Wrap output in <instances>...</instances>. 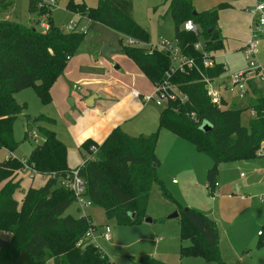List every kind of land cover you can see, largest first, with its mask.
Masks as SVG:
<instances>
[{
	"label": "trees",
	"instance_id": "trees-1",
	"mask_svg": "<svg viewBox=\"0 0 264 264\" xmlns=\"http://www.w3.org/2000/svg\"><path fill=\"white\" fill-rule=\"evenodd\" d=\"M2 1L0 14L6 8ZM40 2L31 0L29 10L45 15L50 26L46 33L0 17V149L10 152L18 148L13 127L26 107L17 103L15 95L33 89L44 105L51 103V89L65 73L69 61L91 42L89 32L76 29L60 32L52 22L51 8L48 10L43 5L39 8ZM229 7L223 3L194 14L193 0H170L175 41L182 54L194 61L192 69L172 72L170 53L121 41V52L134 61L152 84L168 80L187 98L186 101L179 98L163 107L159 126L191 141L198 151L213 160V167L207 172L210 185L215 184L220 164L252 160L259 157L261 148L264 150L262 88L252 82V96L245 105L219 108L208 96L207 81L218 79L225 72V66L217 63L214 67H205L203 56L194 47L202 41L205 50L213 56L225 50L219 14ZM68 8L79 16L76 27L86 19L90 22L88 31L100 24L122 38L150 43L146 30L134 20L131 0H104L96 8L70 0ZM188 20L198 25L199 36L182 30ZM42 119L38 117L36 121ZM205 124L212 125V129L203 131L201 128ZM42 131L45 141L32 151L27 164L47 181L41 188H29L21 204L15 195L22 184L19 175L23 161L10 157L0 163V239L10 236V245L0 247V264H112L101 249L85 239L88 231L96 227L93 222L66 215L76 198L62 183L73 170L67 164V149L56 133ZM29 136L30 128L26 131V137ZM158 139L159 131L131 137L117 128L98 146L95 154L91 148L97 144L86 141L83 148L89 152V157L80 167L85 196L92 207L104 211L108 220L118 225L137 224L145 221L150 193L157 185L163 198L178 209L181 240L191 243L182 247V257L200 256L226 264L220 253L214 221L198 210L182 207L160 180L157 173L160 161L156 154ZM261 231L258 247L264 249V225ZM79 242L82 243L77 246ZM142 260L146 264H166L153 258Z\"/></svg>",
	"mask_w": 264,
	"mask_h": 264
},
{
	"label": "rangeland",
	"instance_id": "rangeland-1",
	"mask_svg": "<svg viewBox=\"0 0 264 264\" xmlns=\"http://www.w3.org/2000/svg\"><path fill=\"white\" fill-rule=\"evenodd\" d=\"M7 1L10 4L5 0L2 1L3 5L4 2L6 3V8H3L4 11L1 12L0 17L6 18L9 15L10 20L27 27H36L39 30L37 23L45 15H42L43 13H33L29 10L31 0ZM36 1H41L38 3L39 8L43 5V8L49 10L50 7L46 4L47 0ZM101 1L104 0H76L77 3H84L89 8L98 7ZM131 1L134 5V20L141 28L146 30L150 42L148 45L139 42V46L137 47L148 48L151 45L156 46L160 38L168 44L175 45V24L169 10L170 0ZM241 1H243L242 9L249 12L253 5V2L250 0H193L196 12H204L223 3L230 6L221 10L219 14V26L223 29L226 49L225 51H221L220 55L223 54L222 56L216 57L218 63L223 64L226 68V71L216 79V85L222 86L223 97L229 106L233 104H235L234 106H238L242 100L238 88L231 86V77L234 74L249 70L243 52L238 49L233 50L231 49L233 47L228 45V42L241 40L246 35L243 19L236 16L237 11L235 10L237 9L235 6L241 5V3L237 4V2ZM69 3L70 0H58L57 4L51 7L50 16L52 22L62 33H67L68 29L79 20L76 12L68 8ZM88 26L90 27V22L83 19L77 31L81 32L83 27L86 28ZM93 28L95 29L93 30ZM93 28L90 32L94 36L92 45L96 49L106 45L114 50L121 51V41L126 44L125 38L119 39V37H116L117 40L113 39L115 35L114 31L103 25L95 24ZM236 30L243 32V34L239 35ZM91 33L88 35L90 36ZM88 45L91 47V42L85 44L82 50H86ZM113 59L116 60L112 62L134 63L122 52L113 56ZM259 61L262 68H264V43L260 48ZM145 82L147 83L146 80ZM257 83L261 87L260 80H257ZM147 84L149 85L150 83ZM223 86L227 87V91H224ZM15 99L20 105L26 106L23 113L18 116L13 127V134L18 143V148L13 152L0 149V163L10 157L23 162L28 161L32 151L38 145L44 143L45 136L42 130L46 129L54 130L58 138L65 144L68 167L73 170L79 169L84 164V160L89 157V152L83 148V142L79 143L75 139L74 132L70 130L71 125L60 115L59 106L54 104L53 101L44 105L33 89H26L16 94ZM149 108L153 116L155 113L158 115L161 109L153 102ZM38 117H43V119L37 122L36 118ZM28 128H30V136L26 137ZM156 131H159L156 152L160 160L157 173L160 180L164 183L166 190L177 201L182 199L185 204L188 203L189 206L184 208H217V216H212L210 219L214 221L218 229L219 249L226 264H248L246 262L250 261L249 259H246L245 263L242 262L247 256H252L253 261L256 263L260 260V264H262L264 249L258 247L259 237L256 238V232L254 234L251 230L247 229L250 222L251 206L241 202L240 198L235 195L231 200L225 197L222 200V209H220L219 204L210 199V190L205 186L207 171L213 167V160L205 153L198 151L191 141L177 136L166 128H160L159 123L154 132ZM34 134H36V138L33 136ZM261 150L262 148L258 152ZM241 162L245 161H237L235 163ZM248 168L246 167L242 171L249 174ZM20 178H22L21 188L15 195L16 200L20 204L29 188H41L47 181V178L43 175L37 174L34 179H31L28 173L24 174L23 172L19 175ZM171 190L176 191L177 195H173ZM262 191L261 189L258 190V195H262ZM261 198L263 197L257 196L255 200L261 203ZM173 206L174 204L163 198L159 187L155 185L151 190L149 203L145 211L146 218L155 219L156 223L154 224L140 222L137 224L118 225L114 220H108L101 208L93 207L91 212L97 226L95 245L107 255L112 264H146L142 259L147 258H153L166 264H218L215 261L206 260L200 256L182 257L181 250L183 245L188 246L191 243L190 241L183 242L181 240L180 220L175 219L169 222L166 220L163 222L158 221L161 219L160 217L166 219L173 215L175 211L166 212L167 208H172ZM78 209L79 206L75 202L67 210L66 215L79 218ZM105 225H109L112 229V242H107L101 237L102 227ZM9 238L10 236L7 238L1 236V239L8 242ZM81 243L79 242L77 246H80Z\"/></svg>",
	"mask_w": 264,
	"mask_h": 264
},
{
	"label": "crops",
	"instance_id": "crops-1",
	"mask_svg": "<svg viewBox=\"0 0 264 264\" xmlns=\"http://www.w3.org/2000/svg\"><path fill=\"white\" fill-rule=\"evenodd\" d=\"M240 3L241 5L235 6L237 8L235 9L237 11L236 16L243 19L246 35L241 40L228 42V45L233 47L231 48L233 50L238 49L243 52V47L250 36L251 15L249 13L250 11L246 12L242 9L243 1L237 2V4ZM6 18H10V16L8 15ZM89 28L90 27L88 26L84 29L91 33L88 31ZM94 29L95 28H93V30ZM219 29L221 31V36L224 38L223 29L220 26ZM236 31L239 35L243 34V32ZM116 37H119V39L122 38L118 33H115L113 39H116ZM90 38L91 47L93 48L89 47V44L86 50H82L80 54L73 57L69 61L63 76L57 80L51 89L52 101L59 106L60 115L64 117L69 125H71L70 130L74 132L75 139L79 143H85L86 141L91 140L97 144L95 146H99L117 128H120L131 137H138L141 135L148 136L154 133V130L159 123L162 108L158 115L155 113L153 116L149 108L152 102H144L142 99L143 97L151 96L154 93L155 85L146 78L143 72L133 62H127L128 64L112 62L116 60L113 59V56L121 51L111 54L109 59L101 57V48L96 49L92 45L94 39L92 33L90 34ZM110 39L113 40L112 38ZM231 49L229 48V50ZM220 54L221 53H218L215 57L223 55ZM216 62L218 63L217 60ZM145 80L150 84L148 85ZM213 86L221 95V103L223 106L221 108H230L231 106H229L228 102L223 97L222 86L219 84L216 85V80L213 81ZM223 89L224 91H227L226 86H223ZM134 92L140 94L139 98L134 95ZM251 96L252 91H250L245 98H241L242 100L240 101V104L245 105L248 98ZM234 105L235 104L232 106ZM246 115H248V113ZM246 167H249V174L242 171ZM69 169L73 170L70 167ZM215 180V183H218L219 186L213 187L214 194L210 191V199L215 203L217 202L220 209H222V200L225 199V197H228V199L231 200L235 195L240 198L237 199L241 202L250 205L251 216L247 229L251 230L254 234L256 232L255 236L258 238L260 236L259 232H261L260 228L264 225V156H259L255 159L241 163H223L219 165V172ZM208 185L209 183L207 180L205 185L206 188ZM260 189L263 190L261 193L262 195H258V190ZM171 193L177 195L174 190H171ZM257 196L263 197L261 198V203L255 200ZM179 201L177 202L182 207L189 206L188 203L185 204L182 199H179ZM216 209V207L215 209L213 207L211 209H209V207H195V210L202 212L209 218L217 216ZM173 211L178 212L175 205L166 210V212ZM89 213L93 224L96 226L91 210ZM160 218L164 219V217ZM175 219H179V217L174 219H169L168 217L165 220L169 222ZM145 223L154 224L156 221L154 219L152 223ZM95 229L97 231V226ZM246 259H249L250 261H247ZM245 261H247L246 263L248 264H260V260L256 263L253 261L252 256H247L242 262L245 263ZM262 264H264V255Z\"/></svg>",
	"mask_w": 264,
	"mask_h": 264
},
{
	"label": "built area",
	"instance_id": "built-area-1",
	"mask_svg": "<svg viewBox=\"0 0 264 264\" xmlns=\"http://www.w3.org/2000/svg\"><path fill=\"white\" fill-rule=\"evenodd\" d=\"M253 2V5L250 9L251 14V21H250V36L247 42L243 47V54L245 60L249 66V70L242 73L234 74L231 77V86L237 87L240 93V97L243 99L245 98L249 92L251 91L250 84L252 82H257L260 80L261 87L264 92V68L259 61L260 55V48L261 45L264 43V0H250ZM58 0H47L46 4L50 8L56 5ZM39 30L43 33H46L49 30V24L46 21V17L43 16L38 21ZM77 30L78 27L75 25L68 29V32H72L73 30ZM182 30L188 33H192L196 36H199L200 29L198 25H196L192 20H188L182 26ZM81 32H86L84 28L81 29ZM125 43L131 46H139V42L125 38ZM138 44V45H137ZM204 43L199 41L195 44V50L198 51L203 56V62L205 67H214L216 62V57L208 53L204 48ZM151 50H158L168 52L171 55L173 61L172 72L174 71H184L185 69H192L194 67V61L191 59L186 58L181 50L177 46V42L175 41V45H171L163 41L161 38L156 46H149ZM207 88H208V96L211 98L213 104L218 106L219 108L222 106V98L219 91L213 86V82L207 81ZM134 95L139 98V93L134 92ZM181 98L183 101H186L187 98L183 96L177 87L170 84L168 80L164 83L155 85L154 93L151 96L143 97L144 102H154L160 108L165 107L169 102L177 101ZM192 117H195V114H191ZM36 138V134L33 135ZM93 154L98 151V146H93L91 148ZM259 156H264V150L262 149L258 152ZM24 174L28 173L31 179H34L37 175L36 170L23 162V169L22 171ZM62 185L73 191L76 203L79 206V219H87L91 220L90 210L92 207V202L87 199L85 196V182L80 176V168L77 170H73L70 172L67 180H65ZM219 186L218 183L214 185H208L209 190L214 194L213 187ZM211 193V194H212ZM212 194V195H213ZM243 197V196H242ZM244 198V197H243ZM262 227V226H261ZM95 233L96 229L91 228L85 236V239L88 240L90 243L95 245ZM113 232L111 227L105 226L103 227V231L101 237L105 239L107 242H111L113 239ZM262 234V231L259 232V235ZM7 235V234H4Z\"/></svg>",
	"mask_w": 264,
	"mask_h": 264
},
{
	"label": "water",
	"instance_id": "water-1",
	"mask_svg": "<svg viewBox=\"0 0 264 264\" xmlns=\"http://www.w3.org/2000/svg\"><path fill=\"white\" fill-rule=\"evenodd\" d=\"M196 13L197 12H194V14H196ZM117 52H118L117 50H114L110 46L103 45L101 50H100V56L105 58V59H109L111 54L117 53ZM201 129L205 132L209 131L210 129H212V125L205 124L202 126ZM133 217H134V215H133ZM178 217H179V213L175 212L173 215L169 216V219H174V218H178ZM145 222L152 223L153 220L151 218H146ZM9 245H10V243L8 241H6L4 239H0V247L9 246Z\"/></svg>",
	"mask_w": 264,
	"mask_h": 264
}]
</instances>
